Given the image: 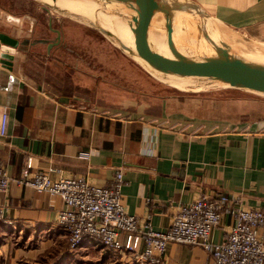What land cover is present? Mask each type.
<instances>
[{
	"label": "crops",
	"instance_id": "0c3cea01",
	"mask_svg": "<svg viewBox=\"0 0 264 264\" xmlns=\"http://www.w3.org/2000/svg\"><path fill=\"white\" fill-rule=\"evenodd\" d=\"M6 1L0 0V33L34 40L44 38L43 18L49 26L55 22L39 0ZM195 1L219 24L264 42V0ZM223 36L239 51L238 40ZM62 42L49 52L43 44L0 40V124L9 112L0 158L11 178L0 193V264H135L128 254L87 243L72 251L59 225L62 197L19 182L29 159V177H84L97 186L122 171V201L141 229L166 231L178 207L202 194H226L243 209L264 211V98H211L169 86V96L94 101L71 94L49 71L50 64H65ZM235 224L234 216L224 215L212 241H222ZM213 263L198 245L170 243L163 256V264Z\"/></svg>",
	"mask_w": 264,
	"mask_h": 264
},
{
	"label": "built area",
	"instance_id": "2783aa9c",
	"mask_svg": "<svg viewBox=\"0 0 264 264\" xmlns=\"http://www.w3.org/2000/svg\"><path fill=\"white\" fill-rule=\"evenodd\" d=\"M8 124L9 112L5 110L1 135L7 134ZM32 167L29 159L19 182L39 193L62 197L66 207L59 212V225L72 251L87 243L108 253L128 254L135 264H163L169 244L182 243L202 246L213 264H264V211L243 209L226 194H202L196 202L181 205L171 226L158 232L141 229L138 218L127 213L122 201V171L107 186H97L84 177L53 180L44 172L29 177ZM10 181L0 158V193L8 190ZM226 214L234 216L236 224L222 241L214 242L212 232ZM141 243L144 248L139 250Z\"/></svg>",
	"mask_w": 264,
	"mask_h": 264
},
{
	"label": "water",
	"instance_id": "95a60500",
	"mask_svg": "<svg viewBox=\"0 0 264 264\" xmlns=\"http://www.w3.org/2000/svg\"><path fill=\"white\" fill-rule=\"evenodd\" d=\"M39 1L48 10L83 21L100 31L168 83L191 81L197 87L223 86L264 96V58H249L236 52L226 42L218 22L195 0H90L94 6L86 13L64 8L58 0ZM104 18L125 22L134 36V44H125L104 23ZM49 28L57 34L56 38L20 41L0 33V40L17 47L43 44L51 52L62 42V32L53 28L52 23ZM153 31L161 34L170 56L157 51ZM180 43L190 52H182Z\"/></svg>",
	"mask_w": 264,
	"mask_h": 264
},
{
	"label": "rangeland",
	"instance_id": "374dc122",
	"mask_svg": "<svg viewBox=\"0 0 264 264\" xmlns=\"http://www.w3.org/2000/svg\"><path fill=\"white\" fill-rule=\"evenodd\" d=\"M3 3L8 4L6 0ZM53 11V28L62 31L63 49L62 57L64 66L48 65L49 71L53 72L63 86L70 90L71 94L85 95L96 101L117 102L123 96H135L147 99L153 96H169V86L182 88H196L201 90L200 94L211 98L227 97L226 95L242 96V98H264V96L248 91H233L223 86L197 87L195 82L168 83L149 72L133 57L124 53L109 38L100 31L83 21ZM60 16V21L57 19ZM44 38H56L57 34L49 26V20L43 18ZM219 29L229 33L238 40L240 49L238 52L250 57L264 58V42L250 37L241 30L229 29L219 24ZM193 28V27H192ZM125 36L131 34L126 27H121ZM81 59V64L78 63ZM83 61V62H82ZM51 63V62H50ZM77 63L79 65H77ZM69 64V65H67ZM92 78V79H90ZM92 85V91L89 88ZM90 86V87H89ZM121 89L123 92L115 91ZM120 258L117 256L116 258Z\"/></svg>",
	"mask_w": 264,
	"mask_h": 264
},
{
	"label": "bare ground",
	"instance_id": "6f19581e",
	"mask_svg": "<svg viewBox=\"0 0 264 264\" xmlns=\"http://www.w3.org/2000/svg\"><path fill=\"white\" fill-rule=\"evenodd\" d=\"M58 4L64 8H68V9L76 11V12H85V13L88 12L89 9L91 10V8L94 6L90 0H58ZM104 23L109 27L110 30H112L115 34H117L125 42V44H127L128 46H132L134 44V36H133L129 26L125 22H123L121 20L109 21V18L108 19L104 18ZM121 27L128 28L131 36L130 37L125 36L121 31ZM160 36H161V34L153 31V35H152L153 43H154L157 51H159L160 53H162L166 56H170V52L167 49V46L163 43V40ZM177 44H179V43H177ZM179 49L184 53L190 52V50L186 47V45H183V43H180ZM236 52H238V51H236ZM238 53L243 55V56L249 57V58H256V57L247 56V55L242 54L240 52H238Z\"/></svg>",
	"mask_w": 264,
	"mask_h": 264
}]
</instances>
